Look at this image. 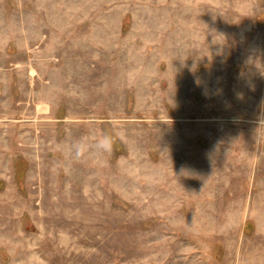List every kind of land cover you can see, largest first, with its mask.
I'll use <instances>...</instances> for the list:
<instances>
[{
    "label": "rangeland",
    "instance_id": "1",
    "mask_svg": "<svg viewBox=\"0 0 264 264\" xmlns=\"http://www.w3.org/2000/svg\"><path fill=\"white\" fill-rule=\"evenodd\" d=\"M0 264H264V0H0Z\"/></svg>",
    "mask_w": 264,
    "mask_h": 264
},
{
    "label": "clouds",
    "instance_id": "2",
    "mask_svg": "<svg viewBox=\"0 0 264 264\" xmlns=\"http://www.w3.org/2000/svg\"><path fill=\"white\" fill-rule=\"evenodd\" d=\"M116 142V137L111 134L102 135L97 141V148L106 153H111ZM74 153L77 158L81 157L87 150V145L83 142H76L73 145Z\"/></svg>",
    "mask_w": 264,
    "mask_h": 264
}]
</instances>
